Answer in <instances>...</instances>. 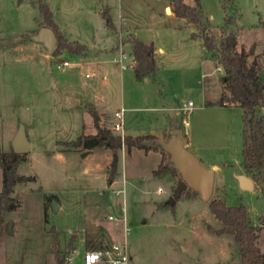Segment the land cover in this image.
<instances>
[{"label": "rangeland", "instance_id": "1", "mask_svg": "<svg viewBox=\"0 0 264 264\" xmlns=\"http://www.w3.org/2000/svg\"><path fill=\"white\" fill-rule=\"evenodd\" d=\"M199 1L215 42L233 30L238 46L253 49L248 61L258 62L264 81V0ZM44 2L65 38L86 46L83 53L65 47L49 51L33 39L46 25ZM222 4L233 18L223 29ZM171 12L164 0H0V151L12 148L21 124L30 143L13 191L19 207L0 219V264H59L55 246L69 264H84L86 249L115 241L126 242L129 264H237L234 235L223 230L209 205L218 196L229 205L246 206L251 222L260 226L257 243L264 252L260 187L243 189L237 179L239 173L250 176L241 164L243 108L230 101L220 104L223 68H216L203 46L202 30L166 15ZM130 35L155 45L153 73L137 75L130 63L136 61ZM121 49L128 52L124 69L116 60ZM65 59L75 64L59 67ZM188 100L190 111L183 109ZM92 106L116 134H158L160 140L148 143L159 150L122 147L116 170L110 147L94 148L86 156L90 150L81 136L96 132ZM120 108L125 109L122 131L113 128ZM259 112L264 113V104ZM190 131L196 149L186 146L182 133ZM179 132L182 148L201 166L216 165L209 168L213 190L204 200L188 186L174 204L165 205L181 173L154 170L162 151L164 161L174 166L164 145ZM2 186L0 166V191ZM10 221L13 234L5 230Z\"/></svg>", "mask_w": 264, "mask_h": 264}, {"label": "trees", "instance_id": "2", "mask_svg": "<svg viewBox=\"0 0 264 264\" xmlns=\"http://www.w3.org/2000/svg\"><path fill=\"white\" fill-rule=\"evenodd\" d=\"M167 2L175 16L185 18L202 30L203 46L210 52L216 66L223 68L220 103L235 102L243 108L241 118L244 124L242 130L244 141L241 164L244 171L253 179L254 184L259 185L264 204V113L259 112V107L264 104V81L259 72L258 62L248 61L250 52L244 46H238L237 35L233 30L222 35L218 43L215 42L214 35L210 32L211 21L204 13L199 0H195L193 4L184 0H167ZM41 9L46 25L51 26L58 36V44L54 51L58 52L60 48L65 47L72 52L83 53L86 48L83 43L78 40L68 41L60 32L58 24L53 19L50 6L44 2L41 4ZM222 9L224 10V23L220 27L223 29L232 23L233 18L230 14H225L226 4H222ZM103 15L107 23L112 24L107 8L103 10ZM128 40L132 43V54L136 60L133 66L137 75L144 77L153 73L156 70L153 42H146L134 35H130ZM90 112L93 115L96 132L82 135V143H85L87 150L97 147L112 148L111 166L113 170H116L119 161V150L124 146L128 150L135 147L146 151L159 150L157 146L148 143L150 139L157 138V135L153 133L116 134L110 127L104 125L96 106H92ZM24 156V153H17L13 148L0 151V166L3 171V186L0 191L1 221L7 212L19 207V201L13 195V191L15 185L22 179V176L18 174V166L25 159ZM164 160L165 154L162 151V159L158 168L154 170L155 174L165 169L176 171V167H170ZM182 192L178 198L182 196ZM165 205L172 204L167 200ZM209 205L216 217L222 221L223 230L234 235L240 249V259L237 264H264V252L257 243L260 226L251 222L246 206L243 203L229 205L219 196L213 197ZM260 223L264 224V213L260 218ZM5 230L8 232V223L5 224ZM1 233L2 230H0V235ZM55 250L59 264H66V257L61 255L60 249L55 246Z\"/></svg>", "mask_w": 264, "mask_h": 264}, {"label": "water", "instance_id": "3", "mask_svg": "<svg viewBox=\"0 0 264 264\" xmlns=\"http://www.w3.org/2000/svg\"><path fill=\"white\" fill-rule=\"evenodd\" d=\"M169 8V7H167ZM33 39L42 42L46 45L49 51H53L58 44V36L55 30L50 26H42L36 33L33 34ZM253 49L250 50L252 52ZM80 142V141H79ZM184 141L182 135L172 143H166L164 148L171 152L173 165L181 173V178L177 181L172 195L168 202L174 204L176 199L181 195V192L188 186L196 189L200 197L208 200L213 190L214 171L201 166L198 160L186 150L182 148ZM12 148L17 153H27L30 150L26 128L23 124L20 125L14 139L12 140ZM237 179L240 187L243 189H253V179L244 174H237ZM53 208L57 211L59 203L54 199L52 202ZM13 221L9 222L8 233L13 234Z\"/></svg>", "mask_w": 264, "mask_h": 264}, {"label": "built area", "instance_id": "4", "mask_svg": "<svg viewBox=\"0 0 264 264\" xmlns=\"http://www.w3.org/2000/svg\"><path fill=\"white\" fill-rule=\"evenodd\" d=\"M128 56V52L124 49H121L119 57H116V60H118L121 64L122 68H126L128 65L124 62V59ZM130 63H133L130 62ZM75 63L65 59L58 63L59 67H67L74 65ZM219 70H221V67H218ZM88 76H90V73H87ZM193 102L191 100L187 101V104L184 105V110L188 111L192 109ZM124 108H120L115 110V117L116 120L113 124V128L115 130H123L124 129ZM185 123H187V120H185ZM123 135L124 133L121 132ZM160 191V189H159ZM110 218H116L113 215H110ZM131 259V255L129 253L128 247L126 242H113L108 247H93L86 249L84 253V264H129Z\"/></svg>", "mask_w": 264, "mask_h": 264}, {"label": "crops", "instance_id": "5", "mask_svg": "<svg viewBox=\"0 0 264 264\" xmlns=\"http://www.w3.org/2000/svg\"><path fill=\"white\" fill-rule=\"evenodd\" d=\"M167 4H168V2H167V0H164ZM167 6H165V8H166ZM167 9H169V8H167ZM166 15H174L173 14V12H171V13H169V14H166ZM175 16V15H174ZM184 20H186L185 18H183ZM191 24V25H190ZM187 25H190V27L192 28V23H190V22H187ZM132 27V26H131ZM130 27V28H131ZM194 27V26H193ZM193 29V28H192ZM155 46V45H154ZM206 49V48H205ZM155 52H156V47H155ZM212 58V57H211ZM213 59V58H212ZM132 65H134V63H131ZM218 67H220V66H216V68H218ZM124 69V68H123ZM219 70V69H218ZM222 87H223V85L220 87V91H219V100H220V94H221V91H222ZM220 102V101H219ZM221 104V103H220ZM222 106H226V105H228V102H224L223 104H221ZM180 108V107H179ZM192 109H193V107H192ZM192 109H190V110H192ZM190 110H188V111H190ZM100 114H101V116H102V113L100 112ZM192 114H196V112H192ZM92 133H94V132H92ZM151 133H153V132H151ZM180 134H181V132H179ZM86 134H88V133H86ZM153 134H155V135H157V138H155V139H157V140H160L161 138H160V136L158 135V134H156V133H153ZM182 134H185L186 135V140H187V142H186V146H188L189 148H193V149H196V147H197V145H195V142H194V139H193V131L191 132H188V133H182ZM134 135V134H133ZM160 138V139H159ZM125 147V146H124ZM126 148V147H125ZM93 149H91L90 151H89V153L86 155V156H88V155H90L92 152ZM152 150H154V149H152ZM151 151V150H150ZM156 151V150H155ZM149 152V151H148ZM216 167V165L215 164H210L209 166H208V168H215ZM243 172H244V169H243ZM58 210V209H57ZM75 251H76V249H75ZM66 264H69V261H66Z\"/></svg>", "mask_w": 264, "mask_h": 264}]
</instances>
